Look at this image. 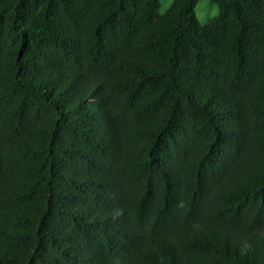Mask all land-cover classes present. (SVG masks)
Masks as SVG:
<instances>
[{
	"label": "trees",
	"instance_id": "obj_1",
	"mask_svg": "<svg viewBox=\"0 0 264 264\" xmlns=\"http://www.w3.org/2000/svg\"><path fill=\"white\" fill-rule=\"evenodd\" d=\"M0 0V264H264V0Z\"/></svg>",
	"mask_w": 264,
	"mask_h": 264
},
{
	"label": "rangeland",
	"instance_id": "obj_2",
	"mask_svg": "<svg viewBox=\"0 0 264 264\" xmlns=\"http://www.w3.org/2000/svg\"><path fill=\"white\" fill-rule=\"evenodd\" d=\"M161 11L165 10L173 0H161ZM197 17L201 23H206L211 18L215 17L219 13L217 4L210 0H201L196 7Z\"/></svg>",
	"mask_w": 264,
	"mask_h": 264
}]
</instances>
